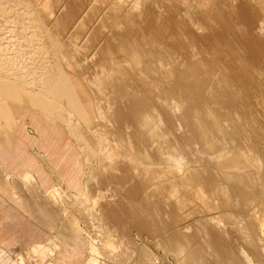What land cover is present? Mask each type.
<instances>
[{"label": "crops", "instance_id": "1", "mask_svg": "<svg viewBox=\"0 0 264 264\" xmlns=\"http://www.w3.org/2000/svg\"><path fill=\"white\" fill-rule=\"evenodd\" d=\"M15 1L23 0H5ZM25 1L33 5L44 53L31 81L0 60V251L19 240L3 225L22 224L13 223L11 201L34 220L25 228L24 253L49 246L52 264H87L78 222L68 209H53L52 196L84 192L92 156L104 191L98 188V204L114 197L101 204L105 213L152 236L156 224H166L162 245L177 264H245L242 256L263 264L264 177L243 167L264 164L256 155L264 150V0ZM73 21L74 34L60 38L56 31ZM155 118L192 166L194 181L167 209L165 223L155 221L150 187L145 192L129 167L154 164L147 154ZM97 134L126 156L106 160ZM221 212L240 216L242 226L222 224Z\"/></svg>", "mask_w": 264, "mask_h": 264}, {"label": "rangeland", "instance_id": "2", "mask_svg": "<svg viewBox=\"0 0 264 264\" xmlns=\"http://www.w3.org/2000/svg\"><path fill=\"white\" fill-rule=\"evenodd\" d=\"M32 10L33 5L25 0L15 2L0 0V60L9 72L18 74L29 81L41 72L40 68L34 69L38 67V62L35 59L40 58L44 53L37 46L41 36L36 29L37 22L33 19ZM61 28V31H56L59 33L60 38L74 34V21ZM83 39L84 36L76 37L79 46L83 43ZM86 79L89 78L85 76L83 81L86 82ZM181 128H183V125ZM99 135L97 134L95 137L104 146L101 149V154L106 160L111 159V161H114L115 158L126 156L123 150L112 147L113 144L107 136ZM153 136L154 148L147 155L152 160L153 154L154 164L148 166L136 164L129 167L135 168L134 172L138 175L139 180L144 183L145 192L150 187V194L153 195L154 218L158 215L157 218L161 219L162 222V220L166 221L167 209L177 202L181 195L193 190L191 188L194 181L188 177L192 166L184 164V157L177 153L174 142H170L167 133L163 138L161 124L157 125L156 118L154 120ZM95 151L97 152V150ZM175 152L176 154H173ZM256 152L258 153L256 155L264 157V150H257ZM168 156H170L169 159H167ZM81 158L83 159V156ZM96 160L97 158L92 156L86 159L88 178L84 192L71 194L67 197L62 196L59 191H53L52 196L53 209H68V212H66L68 216L78 222L74 225L77 228V233L83 238L81 239L82 242L78 243V247L83 249L81 258L84 259L88 255L87 264H177L176 258L162 245L161 236L165 231L162 227H165L166 224H158V228L155 227L156 230H154L152 236L150 233L148 235L145 228L142 227H138L136 230L135 228H128L129 225L123 227L115 224L113 216L105 213L104 205L101 206V204L114 199V197L99 198L100 205L98 204V196L100 195L98 188L103 191V186L98 184L99 170L98 165L94 164ZM180 160L183 162H180ZM246 171L257 174L259 178L264 177V164L244 166V174ZM54 180L57 183L55 177ZM15 182H18V180H15ZM89 183L91 184L90 187ZM250 183L253 184L254 181L250 180ZM152 184L153 187L151 188ZM16 191L20 195H25L26 199L30 198L31 193L27 188L18 186ZM107 193L109 194L110 191ZM148 199L151 201L152 196ZM37 200L42 204L45 202L40 196H37ZM6 205L12 213L17 211L13 223L19 220L22 224H3L7 231H11L19 240L7 249V253L0 251V264H52L51 258L48 257L50 255L52 257L53 251L49 246H33L32 248H26V253H24L23 246L26 245L25 241L27 239L25 228L34 225V220L23 208L17 207L11 201H7ZM196 215L198 214L195 213L192 216ZM157 218L155 220L160 222ZM192 228V231L194 230V232L201 235V232H198L199 230L194 225ZM67 232L69 233V231ZM58 235V231L53 232L50 239V243L55 248L57 247L55 243ZM201 239L202 242L205 241V239ZM242 257L245 264H253L248 262L244 256ZM201 262L197 260L196 263L202 264Z\"/></svg>", "mask_w": 264, "mask_h": 264}, {"label": "bare ground", "instance_id": "3", "mask_svg": "<svg viewBox=\"0 0 264 264\" xmlns=\"http://www.w3.org/2000/svg\"><path fill=\"white\" fill-rule=\"evenodd\" d=\"M173 104H175V103H173ZM178 105H179V104H178ZM177 118H178V117H177ZM177 118H176V119H177ZM176 119H175V120H176ZM176 121H177V120H176ZM177 122H178V121H177ZM178 124H179V123H178ZM176 125H177V124H176ZM179 125H180V127L182 126L181 123H180ZM227 131H228V130H227ZM209 157H211V156H209ZM212 157H213V156H212ZM182 159H183V158H182ZM182 159H181V160H182ZM181 160H180V162H183V161H181ZM257 172H258V171H257ZM256 175H257V174H256ZM256 182H257V181H256ZM256 185H257V184H256ZM257 186H258V185H257ZM200 188H201V187H200ZM221 189H224V188L221 187ZM202 190H203V189H202ZM221 191H222V193L224 192V190H221ZM224 194H225V193H224ZM226 195H227V194H226ZM224 196H225V195H224ZM224 196H223V197H224ZM229 196H230V195L228 194V197H229ZM225 197H226V196H225ZM228 197H227V199H226V198H224V199H225L226 201H228V200H229ZM225 200H223V202H224ZM231 200H232V199H231ZM226 201H225L224 204L222 203L221 205H225V204H226ZM229 201H230V200H229ZM229 201H228V202H229ZM231 202H232V201H230V203H231ZM219 203H220V202H219ZM219 203H218V205H219ZM233 203H234V202H232V204H233ZM235 203H236V202H235ZM227 205H228V203L226 204V206H227ZM229 205H231V204H229ZM234 205H235V204H234ZM236 205H237V204H236ZM231 206H232V205H231ZM218 207H219V206H218ZM224 207H225V206H224ZM228 207H229V206H228ZM235 207H237V206H235ZM220 208H222V207H220ZM226 208H227V207H226ZM229 208H230V207H229ZM233 208H234V207H231V209H233ZM231 209H230V210H231ZM230 210H229V211H230ZM224 211H227V212H228V208H227V210H224ZM227 212H226V213H227ZM234 212H235V211H234ZM221 213H223V212H221ZM235 213H236V212H235ZM153 214H154V213H153ZM153 214L151 213V217L153 216ZM229 214H230V213H229ZM231 214H232V213H231ZM233 214H234V213H233ZM233 214H232V215H228V213H227V214H224V213H223V214H222V215H223V216H222V224L226 223L225 225L227 226V223H231V225H232L231 228L234 229V227H236L235 225H234V227H233V224H234V223H235V224H239V225H241V226H242L243 223H242V224L240 223V221H241L242 219H241V220L238 219L240 216L237 217L238 215L235 216V214H234V215H233ZM236 214H237V213H236ZM133 215H134V214H133ZM142 215L144 216V214H142ZM224 215H226V216H224ZM140 216H141V215H140ZM140 216L138 215V217H140ZM145 216H146V215H145ZM157 216H158V215H156L155 218H157ZM135 217H136V216H135ZM138 217H137V218H138ZM141 217H142V216H141ZM141 217H140V218H141ZM149 217H150V216H149ZM159 217H160V216H159ZM140 218H138V220H139ZM146 218H148V217L146 216ZM152 218H153V217H152ZM152 218H150V219H152ZM155 218H154V219H155ZM143 219H144V218H143ZM162 219H163V218H162ZM138 220H137V221H138ZM141 220H142V219H141ZM147 220H148V219H147ZM147 220H146V221H147ZM157 220H160V223H161V219H158V218H157ZM143 221H144V220H142V222H143ZM155 221H156V220H155ZM155 221L153 220L154 223H156ZM163 221H164V220H163ZM144 222H145V221H144ZM144 222H143V223H144ZM157 222H158V221H157ZM242 222H244V221H242ZM158 223H159V222H158ZM162 223H165V221L162 222ZM232 223H233V224H232ZM145 224H146V223H145ZM150 224H151V223H150ZM143 225H144V224H143ZM152 225H153V223H152ZM216 225H217V224H216ZM225 225H224V226H225ZM229 225H230V224H229ZM231 225H230V226H231ZM148 226H149V225H148ZM220 226H221V225H220ZM224 226H223V227H224ZM243 226H245V225H243ZM151 227H152V226H151ZM153 227H154V226H153ZM155 227H156V226H155ZM155 227H154V228H155ZM157 227H158V224H157ZM157 227H156V228H157ZM217 227H218V226H217ZM247 227H248V225H247ZM154 228H153V229H154ZM156 228H155V230H156ZM163 228H164V226L162 227V229H163ZM219 228H220V227H219ZM238 228H239V227L237 226L236 229H238ZM213 229H214V231L217 230V228H214V227H213ZM226 229H227V228H226ZM229 230H230V229H229ZM238 230H239V229H238ZM241 230H243V229H241ZM244 230H246V229H244ZM244 230H243V231H244ZM247 230H249V232H251L250 229H247ZM247 230H246V232H248ZM208 231H210V230H208ZM219 231H220V230H219ZM219 231H218V232H219ZM223 231H225V230H223ZM236 231H237V230H236ZM239 231H240V230H239ZM212 232H213V231H212ZM218 232H217V233H218ZM241 232H242V231H241ZM246 232H243V234L246 233ZM221 233H223V232H221ZM223 234H224V233H223ZM223 234H222V236H223ZM241 235H242V234H241ZM249 235H252V234L250 233ZM209 236H210V234H209ZM244 236H245V235H243V238H244ZM249 238H250V240L252 239L251 237H249ZM209 239L212 240V238H210V237H209ZM245 240H246V239H245ZM248 240H249V239H248ZM250 240H249V242H248V241H245V242H248V243H246V245H247V244H250ZM251 242H252V241H251ZM253 244H254V243H253ZM252 247H253V246H252ZM250 249H251V248H250ZM256 249H257V247H256ZM254 253H255V252H254ZM257 253H258V252H257ZM261 253H262V255H263V252H261ZM259 255H260V254H259ZM261 257H262V256H261ZM263 258H264V257H263ZM263 258H262V259H263ZM258 260L260 261V259H258ZM263 264H264V261H263Z\"/></svg>", "mask_w": 264, "mask_h": 264}]
</instances>
